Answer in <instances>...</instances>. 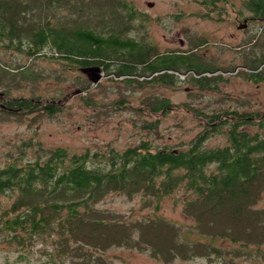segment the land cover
Listing matches in <instances>:
<instances>
[{
	"label": "trees",
	"instance_id": "1",
	"mask_svg": "<svg viewBox=\"0 0 264 264\" xmlns=\"http://www.w3.org/2000/svg\"><path fill=\"white\" fill-rule=\"evenodd\" d=\"M185 1L198 4L218 22L228 17L227 8L234 7L231 0ZM242 4L250 14L247 20L259 22V34L264 35V0ZM143 23L131 0H0V51L29 60L55 59L79 71L98 67L132 78L128 83L134 86H144L141 81L147 77L150 84L155 78L152 82L158 86L174 87L176 73L186 72L199 91L217 90L223 80L217 70L188 52L158 53ZM258 49L241 72L244 81L256 85L264 83V38ZM5 73L0 68V99L6 98ZM23 74L37 80L30 71ZM224 101L232 105L210 112L191 109L200 120V131L175 146L157 142L158 121L147 123L145 136L123 151L74 153L62 147L45 149L33 140L23 142L15 154L0 161L1 241L14 246L20 257L39 252L41 264H111V249L137 245L166 261L173 250L147 243L144 232L163 227L175 238L176 228L159 218L138 224L124 221L98 204L111 193L140 195L158 210L163 198L183 191L185 215L195 221L198 234L212 240L214 233L227 234L238 244L224 262L222 250L211 245L206 252L210 261L232 264L243 255L248 264H264V210L255 208L264 194V112L243 110L245 100ZM2 104L0 116L8 113L17 119L33 113L54 118L57 110L24 97ZM148 109L165 114L172 104L161 99ZM211 136L224 143L208 147ZM133 232H140V243ZM252 243H260L255 251L248 250Z\"/></svg>",
	"mask_w": 264,
	"mask_h": 264
},
{
	"label": "rangeland",
	"instance_id": "2",
	"mask_svg": "<svg viewBox=\"0 0 264 264\" xmlns=\"http://www.w3.org/2000/svg\"><path fill=\"white\" fill-rule=\"evenodd\" d=\"M131 2L144 20L148 41L156 51L160 54L188 52L203 66L214 68L223 78L217 83V90L199 91L190 83V75L186 72L176 73V85L167 88L152 82L155 78L150 84L147 77L138 79L146 82L144 86H134L128 83L132 78L116 77L102 70L101 79L93 83L84 70L79 71L55 59L29 60L18 54L0 51V68L6 72L7 83L6 98L0 99V110L3 102L16 97L34 100L41 107H57L54 118L33 113L17 119L3 113L0 116V161L5 160L8 153L15 154L27 140L39 142L45 149L62 147L74 153L86 150L106 152L109 149L123 151L137 144L146 134L143 127L155 121H158L159 144L175 146L181 141L187 143L200 131V120L191 109L217 111L220 107L232 105L224 101L229 97L239 102L247 101L248 105L243 110L251 108L264 112V83L256 85L241 77L242 66L249 63L247 60L257 50H261L258 48L264 38L263 34H259L260 23L247 20L250 14L243 8L242 0H231L234 7L227 8L228 17L222 22L210 19L198 4L185 0ZM149 4L152 6L149 7ZM25 71H30L37 80H29L23 74ZM87 87L89 89L86 90ZM161 99L172 104L171 111L153 114L148 107L153 101ZM209 143L208 147H216L224 140L211 136ZM184 195L183 191H177L166 196L158 210L153 204L144 203L140 195L128 198L111 193L100 202V209L116 214L118 219L138 224L143 220L159 218L178 232L175 238L174 233L165 231L163 227H159V232H144L147 243L166 252L173 250L174 255L169 260L162 261L138 245L137 248L121 246L108 252L111 264H216L206 254L211 245L222 250L225 257L222 262L232 258L231 252L237 250L238 244L232 243L227 234L214 233L215 240L198 234L195 221L185 215ZM255 208L264 210V194ZM153 231H156L155 228ZM154 235L157 239L153 238ZM133 236L141 242L140 232H133ZM251 239L254 238L250 236ZM1 240L0 264H41L39 252L25 253L20 257L14 246ZM180 242L188 246L174 249L173 243ZM249 245L251 248L248 250L255 251L260 243ZM231 263L248 264L243 255Z\"/></svg>",
	"mask_w": 264,
	"mask_h": 264
},
{
	"label": "water",
	"instance_id": "3",
	"mask_svg": "<svg viewBox=\"0 0 264 264\" xmlns=\"http://www.w3.org/2000/svg\"><path fill=\"white\" fill-rule=\"evenodd\" d=\"M148 6L151 7L152 4H149ZM83 72L85 73V75H87V78L93 83H97L101 79V70L98 67L87 68Z\"/></svg>",
	"mask_w": 264,
	"mask_h": 264
}]
</instances>
